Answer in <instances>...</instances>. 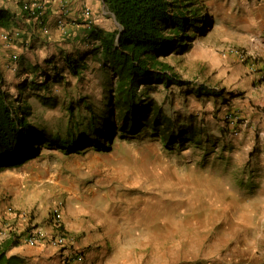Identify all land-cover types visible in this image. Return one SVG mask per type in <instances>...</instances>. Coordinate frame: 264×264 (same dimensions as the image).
Returning a JSON list of instances; mask_svg holds the SVG:
<instances>
[{
  "label": "rangeland",
  "instance_id": "obj_1",
  "mask_svg": "<svg viewBox=\"0 0 264 264\" xmlns=\"http://www.w3.org/2000/svg\"><path fill=\"white\" fill-rule=\"evenodd\" d=\"M199 1L195 7L202 32L189 27V37L183 38L189 48L169 45L160 56L186 84L157 83L143 89L167 115H195V125L204 129L202 145L189 142L168 149L159 138L143 133L116 137L107 151L87 146L67 152L56 143L44 144L22 165L0 172L1 194L11 199V192L19 212L32 217L51 216L62 207L66 212L87 210L86 215L100 212L105 224L117 229L119 243L107 248L113 259L106 264H264V215L259 216L263 199L256 193L257 183L246 180L253 171L256 176L250 163L259 158V146L247 148L250 140L234 134L247 119L239 103L248 96V88L228 81L233 78L231 69L218 66L222 59L231 64L223 55L240 48L239 31L234 29L240 13L228 8L227 0ZM100 14L101 9L96 15ZM97 20L105 21L107 28H118L102 14ZM63 39L49 45H55L51 54H39L38 74L29 70L30 75H24L17 69L3 86L15 96L22 93L30 107L29 122L52 139L77 137L85 131L90 116L86 104L101 107L109 81L101 56L87 50V68L78 76L60 62L64 72L57 82L53 72L48 89L31 85L43 80L41 70L51 68L46 58L57 63L65 54L83 52L89 43L85 38L78 44ZM23 81L30 86L21 90ZM199 87L204 94L197 91ZM8 181H14L10 188L15 191L7 192Z\"/></svg>",
  "mask_w": 264,
  "mask_h": 264
},
{
  "label": "trees",
  "instance_id": "obj_2",
  "mask_svg": "<svg viewBox=\"0 0 264 264\" xmlns=\"http://www.w3.org/2000/svg\"><path fill=\"white\" fill-rule=\"evenodd\" d=\"M31 0H24V5ZM109 11L114 15L118 28L100 34L90 27L87 38L99 40L92 49L100 53L102 66L109 73L103 104L96 109L91 103L86 104L89 119L85 131L77 137L52 139L49 133L39 127H33L28 120L30 107L22 93L17 96L10 93L0 82V172L4 168L22 165L36 156L42 146L56 143L67 152H75L87 146L100 151L111 150L116 137L134 138L143 133L159 138L164 146H184L193 142L203 144L204 129L195 125L196 116L172 117L148 96L143 86L164 83L166 86L186 84L180 79L172 66L162 59V53L169 45L188 49L183 38L188 28L202 32L201 19L197 17L196 5L199 0H104ZM37 12L39 9L37 8ZM9 11L0 8V26L9 25ZM204 20V19H203ZM210 20L207 23L210 24ZM62 28V26H61ZM63 40L73 41L68 29L63 27ZM58 41H61L59 39ZM55 42V45L60 42ZM78 50L77 54L63 55L68 71L78 76L87 68L86 54ZM15 54L11 53L10 57ZM18 55V54H17ZM19 59V55H18ZM17 59V63H18ZM54 71V81L63 74L64 67H59L55 59H45ZM36 63L30 68L36 75L39 69ZM43 80L31 81L35 88L50 87L48 73L41 70ZM20 85L24 90L30 85L26 81ZM5 84V83H4ZM204 88V87H203ZM200 94L202 87H199ZM210 94V93H209ZM207 138V137H205ZM50 142V143H48ZM252 155V153H251ZM15 256L7 257L5 249L0 251V264H15Z\"/></svg>",
  "mask_w": 264,
  "mask_h": 264
},
{
  "label": "crops",
  "instance_id": "obj_3",
  "mask_svg": "<svg viewBox=\"0 0 264 264\" xmlns=\"http://www.w3.org/2000/svg\"><path fill=\"white\" fill-rule=\"evenodd\" d=\"M23 1L0 0V8L9 11L12 15L9 18V25L0 26V34L7 33L10 37V40L6 41L0 36V82L3 81V86L6 80H11L17 72H28L36 63L42 64L40 56L46 51L51 54L55 45H49H53L62 39L63 27L65 26L68 29L67 34H71L73 41L75 39V44H78L83 38L88 40L89 43L84 48L83 53L96 46L99 40L92 37L87 38L90 27H88L82 12L85 5L91 7L95 18L94 22H100L98 27H95V24L91 26L100 31V34L113 31L112 28H107L108 25L105 21H102L104 18H101V21L97 20L101 14L116 22L104 0H64L65 6L61 5L62 0H31L45 5L40 17L31 10L25 11L23 4H21ZM227 2L229 9H233L235 14L240 13L234 29L239 31V41L236 44L240 48L237 50L243 52L245 56L228 51V54L223 56L229 58L231 64L222 59L218 66L221 70L228 71L231 69L230 76L233 78L228 79V81L233 79L241 87L248 88V96L244 102L240 101L239 103L240 112L246 115L247 119L238 124L241 131H236L234 134L245 135L250 140L247 148H250V144L260 147L256 148L259 158L251 159L250 163L251 168L256 170V176L253 171L254 176L246 178L250 182L257 183L258 192L256 193L260 199H263L260 200V216V214L264 215V0H227ZM100 9L101 14L96 15ZM60 20L63 24L60 23ZM11 53L19 55L17 72L4 68L6 63L10 61ZM77 53L78 51H75L73 55ZM39 54L41 55L39 56ZM98 55L100 56V53ZM60 62H64V59H58L57 65ZM46 66L50 65L46 64ZM40 67L42 66H39V69ZM50 69L46 72L52 78L54 71ZM27 72L24 75H30ZM36 73L38 74V71ZM40 78H44L42 74ZM240 109L234 108L236 111ZM226 110L228 107L224 109V111ZM250 151L253 152L252 148ZM13 182L8 181L6 183L5 186L9 190L7 192H10V189L15 191L16 188H10ZM3 188L0 187V251L5 249L7 257L15 256V264H66V256L68 254L73 255L75 252H82L85 256L84 260H68L67 264H106L112 262L113 257L111 255L113 253L107 255L106 251L107 248H114L113 246L119 245L116 242L117 229L112 224H105L100 212L86 215L87 210L75 209L73 212H66L62 207L60 208L62 226L74 237L72 244L65 249L45 242L30 246L26 243L25 238L31 229L44 233L47 238L57 234L52 218L47 214L32 217V214L29 215L26 211L15 210L18 200L14 198L11 192L12 198H5L1 194ZM22 207L25 208V203ZM107 215L110 216V214Z\"/></svg>",
  "mask_w": 264,
  "mask_h": 264
},
{
  "label": "built area",
  "instance_id": "obj_4",
  "mask_svg": "<svg viewBox=\"0 0 264 264\" xmlns=\"http://www.w3.org/2000/svg\"><path fill=\"white\" fill-rule=\"evenodd\" d=\"M66 2L64 0L61 1V5L65 6ZM44 4L40 3L38 1H32V2H27L25 3L24 7L29 8L33 13H36L39 17L42 15V11L44 9ZM37 8L39 11L37 12ZM83 15L85 16L87 20V25L88 27H91L92 24L94 23V17H93V12L90 6L85 5L83 7ZM60 23L63 24V22L60 20ZM0 36L5 39L6 41L10 40L9 34L7 33H2ZM230 52H234L237 54H240L241 56H245L243 52H239L237 49H231L229 50ZM17 59L18 55L15 53L11 56L10 61L6 63V67L10 68L12 71L17 70ZM51 218L53 221V224L57 230V234L55 236H50L46 237V235L40 231H34V230H29L27 232L25 241L28 245L34 246L39 243H47L55 247H60L62 249L67 248L69 245L72 244L74 241V237L68 233L62 226V218H61V213L60 211L55 208L53 213H51ZM68 256V257H67ZM65 259V263H68V260H73V261H82L84 260L85 256L82 252H75L73 255L68 254ZM72 256V257H71Z\"/></svg>",
  "mask_w": 264,
  "mask_h": 264
}]
</instances>
